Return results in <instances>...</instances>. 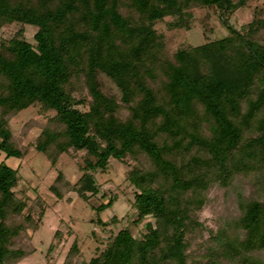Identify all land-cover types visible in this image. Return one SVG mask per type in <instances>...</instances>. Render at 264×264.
<instances>
[{
    "label": "trees",
    "instance_id": "16d2710c",
    "mask_svg": "<svg viewBox=\"0 0 264 264\" xmlns=\"http://www.w3.org/2000/svg\"><path fill=\"white\" fill-rule=\"evenodd\" d=\"M248 1L0 0V27L20 24L0 41V264H18L35 251L29 230L39 227L47 205L40 195L28 206L16 196L20 175L6 162L32 149L51 168L63 154L83 152L75 181L58 170L49 185L56 199L98 193L96 173L107 170L110 158L143 154L151 161L149 168L133 167L127 179L138 190L134 222L153 221L137 229L138 237L121 227L76 264H192L185 239L200 223L191 213L208 185L232 186L239 173L251 176L256 198L237 189L241 213L212 233L208 258L211 264L219 256L228 264H264V44L252 37L264 20L241 32L222 15ZM191 4L217 7L229 34L168 57L154 26L173 15L171 25L189 28ZM25 25L36 27V44L26 40ZM99 72L119 89L124 119L116 114V98L100 89ZM157 79L152 87L149 81ZM33 105L47 124L33 143L22 144L9 116ZM205 121L208 136L199 133ZM112 202L94 209L100 213ZM75 240L68 264L80 253Z\"/></svg>",
    "mask_w": 264,
    "mask_h": 264
},
{
    "label": "rangeland",
    "instance_id": "374dc122",
    "mask_svg": "<svg viewBox=\"0 0 264 264\" xmlns=\"http://www.w3.org/2000/svg\"><path fill=\"white\" fill-rule=\"evenodd\" d=\"M188 11L189 15L185 19L189 28L171 25L173 21H176V16L173 15L165 16L154 26L156 31L163 36L164 53L168 57H171L179 48L197 46L229 34L221 22L217 7L191 4ZM222 15L228 18L234 28L242 32L247 29V24L252 20L258 18L264 20V0H249L233 12L224 11ZM19 25L15 22L3 24L0 27V41L12 38ZM35 30V26L25 25V38L32 44H36L33 38ZM252 37L264 44V28H259ZM97 80L103 93L116 98L118 102L116 114L121 119L127 117L128 109L120 101L119 89L112 80L102 72L97 74ZM159 81L157 79L155 83L152 81L149 83L155 87ZM44 124H47V118L38 111V106L35 105L9 116V127L22 144L33 143ZM29 126L31 128L28 130ZM200 132L205 136L210 135L206 121L200 124ZM74 153L75 156L63 154L56 168L49 167L46 158L33 149L23 159L8 158L6 160L7 164L18 169L20 175L15 186L16 196L23 198L28 206L36 195H40L47 205L39 227L35 231L29 230L35 251L18 264H68V261L64 262L65 256L69 245L75 238L78 239L75 241L80 246V253L69 264H76L81 259H88L97 253L98 248L103 247L121 227L126 226L134 237H138L140 231L137 229L143 227L147 220L153 221L152 217H148L143 222L137 224L134 222L136 211L133 209V202L138 190L127 179V173L133 167H150L151 161L143 154H138L136 159L132 157H126L124 160L110 158L107 170L96 173L99 183L98 193L87 200L79 197L77 193H69L62 199H56L49 190V185L56 177L58 170L62 171L70 181H75L79 176L80 172L75 164L81 162L83 152ZM3 156L0 154V160ZM232 186H224L216 182L208 185L204 190V201L201 207L191 213L200 225L196 226L193 232L186 234L185 253L190 263L211 264L208 258V247L215 246L211 240L212 233L226 222L238 218L241 213L237 201V189L246 199L256 198V186L251 176L241 173L234 174ZM111 199L113 202L110 207L100 213L95 211L96 206L107 203ZM56 230L61 233V236L54 238ZM52 241L56 245L52 246L47 254ZM212 264L228 263L224 257L219 256L218 260L216 258Z\"/></svg>",
    "mask_w": 264,
    "mask_h": 264
}]
</instances>
